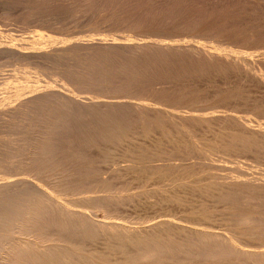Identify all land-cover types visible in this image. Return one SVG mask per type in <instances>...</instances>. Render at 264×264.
I'll return each instance as SVG.
<instances>
[{"label":"bare ground","instance_id":"bare-ground-1","mask_svg":"<svg viewBox=\"0 0 264 264\" xmlns=\"http://www.w3.org/2000/svg\"><path fill=\"white\" fill-rule=\"evenodd\" d=\"M217 1L0 0L83 19L0 40V264H264V0Z\"/></svg>","mask_w":264,"mask_h":264},{"label":"rangeland","instance_id":"rangeland-1","mask_svg":"<svg viewBox=\"0 0 264 264\" xmlns=\"http://www.w3.org/2000/svg\"><path fill=\"white\" fill-rule=\"evenodd\" d=\"M214 0H212V2H213ZM216 2H217V4H219V1H217L216 0ZM3 5H1V8H2V10H0V40H2L0 43L3 45V46H6V44L8 45V47H9V45H10V47H11V45L13 44V43H17L18 41V43L21 45L22 43L24 44V45H29L30 46V44H32L31 42H33V44L35 43V42H37V40L39 41V44H41V45H43V46H45L44 45V43L45 44H47L46 42H49V45L52 43V41H53V43L56 41H61V40H66V39H69V36H70V33H71V30L73 31L74 30V28L75 27H79V23L78 22H80V24H81V20H83V19H81V17H77V15H75V16H71V18H70V16L69 15H66V14H60L61 16H60V18L59 17H57L56 19H55V21L57 20V24H56V22L54 21V23L52 22V28L54 27L53 26V24L56 26V27H54L53 29L51 28V24H50V21H47L46 22V20H44L43 22H45V24L46 23H48V24H50L49 26L48 25H43L44 23L42 22V21H38L40 24H42L43 26H44V28H43V26L41 25L40 26V24L38 23V22H35V20H32L31 18H27V17H23V18H21V16H19L18 17V13H14L13 11L11 12V11H9V10H12L9 6H6V5H4V6H6L5 8H3L2 7ZM7 7H9V9H7ZM3 9H6V10H4L3 11ZM2 11V12H1ZM8 13V14H7ZM10 13H12L14 16H15V14L17 15V17H18V19H20L19 21H17L16 22V19L15 18H17L16 16L14 17L13 15H11ZM7 14V15H6ZM10 15H11V17L13 18L14 17V21H12V18H10ZM62 15H63V17H62ZM8 16V17H7ZM61 18H63L64 20L61 22ZM24 19H25V21H24ZM28 19V20H27ZM30 19V20H29ZM74 19V20H73ZM81 19V20H80ZM32 20V21H31ZM75 20L76 21H78V22H75ZM2 21V22H1ZM12 21V22H11ZM29 22V24H27L28 22ZM60 21V22H59ZM15 22V23H14ZM21 24H20V23ZM58 22H59V24H58ZM66 22V23H65ZM71 22V23H70ZM63 23V24H62ZM65 23V24H64ZM70 23V24H69ZM17 24V25H16ZM19 24V25H18ZM23 24V25H22ZM38 24H39V26H38ZM76 24V25H75ZM11 25V26H10ZM14 25V26H13ZM21 25V26H20ZM35 25V26H34ZM59 27H58V26ZM4 26V27H3ZM18 26V27H17ZM26 26V27H25ZM39 28H38V27ZM48 26V27H47ZM63 26V27H62ZM8 27V28H7ZM24 27V28H23ZM31 27H33V28H31ZM42 27V28H41ZM61 27V28H60ZM74 27V28H73ZM11 28H13V29H11ZM18 28V29H17ZM22 28V29H21ZM55 28H57V29H55ZM58 28H60V30L58 29ZM63 28V29H62ZM65 28H67V29H65ZM70 28V29H69ZM24 29H26V30H24ZM37 29V30H39V32L36 30V32L37 33H40V32H42L41 33V37L40 38H36V37H34V35H33V33L32 32H34L35 30ZM42 29H44L43 31H42ZM65 29V30H64ZM70 30V31H69ZM53 31H55V33L53 32ZM57 31V32H56ZM60 31H62V32H60ZM66 31V32H65ZM26 32V33H25ZM112 33V36H116V35H123V34H125V36L127 35V36H130L129 34H127V33H120V32H116V31H111ZM47 33V34H46ZM52 33V34H51ZM62 33V34H61ZM13 34V35H12ZM20 34H22V35H20ZM23 34H24V36H23ZM53 34H55L56 36H57V34H60V36L62 35L63 37H60L59 35L56 37L55 35H53ZM66 34H68V35H66ZM110 34V33H109ZM116 34V35H115ZM16 37H15V36ZM25 35H27V36H25ZM30 35V36H29ZM44 35V36H43ZM3 38H2V37ZM7 36V37H6ZM13 36H14V38H13ZM18 36V37H17ZM21 36H23V37H21ZM67 36V37H66ZM5 37V38H4ZM130 37H133V39L135 38V39H137V37H134V36H130ZM12 38V39H11ZM16 38H19V39H16ZM28 40H27V39ZM50 38V39H49ZM4 39V40H3ZM20 39H22V40H20ZM58 39V40H57ZM7 40V42L5 43V41ZM11 40V41H10ZM36 40V41H35ZM48 40V41H47ZM14 41V42H13ZM22 41V42H21ZM31 41V42H30ZM197 42H201V43H206V44H209V43H211V45L213 44L211 41H207V40H205L204 38H202V39H197L196 40ZM202 41H204V42H202ZM41 42V43H40ZM12 43V44H11ZM17 43V44H18ZM29 43V44H28ZM16 44V45H17ZM48 45V44H47ZM15 47V45L13 44L12 45V47ZM241 54H243V52H239L238 53V56L239 57H243L244 56V54H243V56L241 55ZM241 55V56H240ZM248 55H246V57H247ZM249 57V56H248ZM14 63L13 62H11V61H8V60H1L0 61V68L2 69V70H5V72L6 73H9V74H11V75H13L14 73H13V71H12V67H11V65H13ZM4 80L5 79H2V78H0V105L2 104V105H5V103L8 105V104H10V106H8V107H12L13 106V102H14V99H7V98H3V99H1V92H2V90H3V88H4V86L2 85V82H4ZM238 84V85H237ZM233 85H237V86H233ZM253 85V86H252ZM256 84H250V86H251V88H249V91L250 92H252V91H254V93H251L250 94V92L248 93V94H244L245 96H246V98L247 97H250L251 99L252 98H255L258 102L259 101H263V100H260V99H262L263 97H264V90H259V88H260V86H258V85H256ZM232 88H235V87H238L239 86V83H237V82H235L234 84H231L230 85ZM257 86L259 87L258 88V90H257ZM255 87V88H254ZM27 89H29V88H27ZM260 89H262V88H260ZM30 91H31V89H30ZM30 91L29 90H25V92H29L30 93ZM255 91H256V93H255ZM258 93H260V95L258 94ZM263 93V94H262ZM254 94V95H253ZM112 96H115V95H112ZM259 98V99H258ZM253 100V99H252ZM4 103V104H3ZM16 176V175H15ZM12 177L11 176V178H16L17 179V177H20V176H17V177ZM21 178V177H20ZM19 179V178H18ZM135 191H137V189H133L132 190V192H135ZM144 205L145 204H140V205H137V206H135L134 208L133 207H131V208H133V209H131V208H129V206L128 207H125V209H122V211H123V215H122V211H120L121 213L119 214H117L118 216L120 215L122 218H126L128 221H136V219L135 218H137V220H139V217H140V220L137 222V223H139V224H137V225H140L141 226V224H142V226L143 225H145L146 223H151V222H155V220H156V218L160 215V214H164V215H167V214H172V213H174L173 212V209H172V211L170 210V211H166V210H164V209H159L158 207H148V206H146L148 209H145L144 208ZM139 206V207H138ZM140 208H142V210L140 209ZM151 209H152V211L153 210H155L154 211V215L150 212L151 211ZM156 209H158V211L156 212ZM132 210H134V211H132ZM146 210V211H145ZM127 212V213H129L130 211L132 212V213H129V214H126V213H124V212ZM146 213L147 211H149V212H147L146 214L144 213V212ZM136 212H138V213H136ZM140 212V213H139ZM142 212H143V214H142ZM167 212V213H166ZM170 212V213H169ZM172 212V213H171ZM131 214V215H130ZM132 214H134V215H136V216H134V215H132ZM153 216H152V215ZM128 215V216H127ZM148 215H149V217H148ZM150 215L152 216L151 217V220H150ZM129 216H131L132 218H130ZM141 216H143V218L141 217ZM145 216V217H144ZM96 217H97V219L98 220H102L103 219V217H104V215L101 213V212H98V214L96 213ZM147 217V218H146ZM163 217V216H162ZM134 219V220H133ZM142 219V220H141ZM146 219V222L144 221ZM162 218L161 217H158V219L156 220V221H158V220H161ZM147 220H149V222L147 221ZM143 221H144V223H143ZM132 223H135V222H132ZM136 224V223H135Z\"/></svg>","mask_w":264,"mask_h":264}]
</instances>
